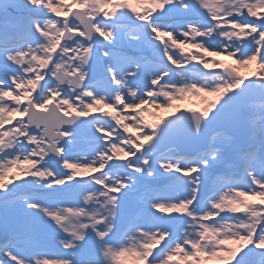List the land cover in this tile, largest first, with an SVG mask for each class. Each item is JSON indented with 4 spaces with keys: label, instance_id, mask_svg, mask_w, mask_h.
Listing matches in <instances>:
<instances>
[{
    "label": "snow or ice",
    "instance_id": "obj_1",
    "mask_svg": "<svg viewBox=\"0 0 264 264\" xmlns=\"http://www.w3.org/2000/svg\"><path fill=\"white\" fill-rule=\"evenodd\" d=\"M129 260L264 264V0H0V264Z\"/></svg>",
    "mask_w": 264,
    "mask_h": 264
},
{
    "label": "rangeland",
    "instance_id": "obj_2",
    "mask_svg": "<svg viewBox=\"0 0 264 264\" xmlns=\"http://www.w3.org/2000/svg\"><path fill=\"white\" fill-rule=\"evenodd\" d=\"M227 63H231V61H226ZM255 69V65H252L250 67L247 68H240V72L242 75H251L252 71ZM215 97H208L209 100L214 99ZM204 106V100L202 98L199 97H195V96H191L186 98L185 101H183L182 103L179 104V107L181 108H188V107H193V108H202ZM155 111V110H153ZM163 115H167V113L165 112H160L157 113L156 116H152V115H148V119L150 121H153L154 119H156L159 116H163ZM128 264H132V261L129 260Z\"/></svg>",
    "mask_w": 264,
    "mask_h": 264
}]
</instances>
